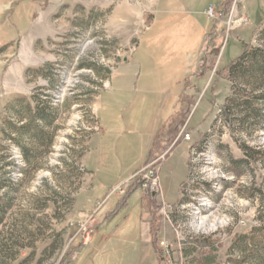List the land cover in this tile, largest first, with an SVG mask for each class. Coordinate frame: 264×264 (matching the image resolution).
<instances>
[{"label": "rangeland", "instance_id": "rangeland-1", "mask_svg": "<svg viewBox=\"0 0 264 264\" xmlns=\"http://www.w3.org/2000/svg\"><path fill=\"white\" fill-rule=\"evenodd\" d=\"M11 1L0 0V264H264V83L226 70L243 46L264 48V0H181L173 32L202 42L163 95L167 120L143 162L109 118L93 174L104 107L146 105V80L128 77L146 73L150 0H26L37 12L19 35ZM153 161L160 192L122 197L117 186ZM141 214L149 241L134 237Z\"/></svg>", "mask_w": 264, "mask_h": 264}, {"label": "crops", "instance_id": "crops-1", "mask_svg": "<svg viewBox=\"0 0 264 264\" xmlns=\"http://www.w3.org/2000/svg\"><path fill=\"white\" fill-rule=\"evenodd\" d=\"M52 1L55 2V0ZM11 4L13 5L9 13L11 16L15 17V28L18 31L17 34H23L24 31L28 30L29 26H32L34 19L32 14H35L37 11L35 8L31 9V7L29 10L26 0H15L14 3L11 1ZM182 6L181 0H150L145 5L143 4L142 10L145 11L142 16L146 14V10H149L152 16L150 24L151 31L149 33L150 36L146 38V40L144 38L146 41V73L143 75V72L141 74L139 71L135 76L131 75V77L129 76L128 78L129 82L130 78H133V84L139 81L145 82L146 80V105L141 110L136 106H125L121 104V102L117 103V105L112 103L111 105H106L104 107L105 113L102 117H100L101 128L91 135L89 149L86 155V164L88 166V170H90L92 174L94 173V169L97 168V163H95L94 159H90V157L94 150H103L100 134L108 131V128L110 131H114V124L109 122V118L118 117L121 119L122 124H120L118 129L123 127L126 131L129 130L131 134L134 135V143L136 144V142H140L141 157L144 159L143 162L145 161L151 148L154 136L160 128L162 120L165 121L164 118H161L162 104L164 102L163 95L168 91H171L172 93L176 92L173 91V88H175L177 77L181 76L179 64H181L185 58L191 57L194 53H196L202 42V36L200 35L201 32L194 34L190 38L186 37V35L183 36L177 32H173V30L177 28L178 24L175 19L183 15L182 12L187 13V10L183 9ZM6 7L7 6H2L0 13H2ZM130 11H132L133 14H139L136 9H131ZM165 30H167V32H165ZM169 31H171V33ZM2 37L3 34L0 32V39ZM141 38L142 37L139 36L138 41ZM161 63H170V66L166 70V76L164 79H160L157 83H154V74H159L158 70L161 67ZM122 78L126 83H128L127 77ZM151 86H153V88ZM124 89L127 90L126 87ZM139 112L143 114L141 117L137 116ZM146 121L148 124L153 122L152 130L148 133L147 143ZM142 164L138 168H140ZM100 193L99 189H94L93 191V194L95 195ZM143 215L144 214H141L139 216L137 224L138 237L137 235L134 237L136 239L142 238L149 241L148 224ZM92 240V236L90 235V243ZM119 246H121V244ZM148 246L146 245L147 248H149Z\"/></svg>", "mask_w": 264, "mask_h": 264}, {"label": "trees", "instance_id": "trees-1", "mask_svg": "<svg viewBox=\"0 0 264 264\" xmlns=\"http://www.w3.org/2000/svg\"><path fill=\"white\" fill-rule=\"evenodd\" d=\"M210 29L211 30L214 29V21H212V23L210 25ZM220 32L223 35L222 31H220ZM213 47L215 49H217L219 47V45L213 44ZM249 53H251L252 55H255V56L253 57V62H252L251 67H245L244 62L247 59V56ZM260 55L261 56L264 55V48L258 47V46L257 47H250V48L247 46H245V47L243 46V48L240 51V53L238 54V56L235 57L230 62V64L226 67V70L229 73H236V74H238L239 72H242V73H244L245 77H248L249 79H253V81H250V83H249V84H252L253 89L261 87L264 83V76H263L264 68L262 67V64H261L262 59L259 60V58L257 57ZM262 95H264V92L261 95H258L256 98L259 99V97L261 98ZM222 111H223L222 115H224V117H223L224 123L230 124L231 120L229 117L228 106L224 104L222 106ZM166 120H167V118L165 119V121ZM129 193L126 194V197Z\"/></svg>", "mask_w": 264, "mask_h": 264}, {"label": "built area", "instance_id": "built-area-1", "mask_svg": "<svg viewBox=\"0 0 264 264\" xmlns=\"http://www.w3.org/2000/svg\"><path fill=\"white\" fill-rule=\"evenodd\" d=\"M206 12L211 16L216 15V10L212 5L208 7ZM184 140H190L189 133H184ZM134 188H140L145 192L147 191L155 194L160 192L159 167L157 161H153L147 165L145 164L140 169L134 171L126 180L121 182L116 189L123 197ZM89 219H92V217H89ZM82 226L85 228V224H82ZM87 237L86 239H89L90 235L88 234ZM86 239L83 241L84 244Z\"/></svg>", "mask_w": 264, "mask_h": 264}, {"label": "bare ground", "instance_id": "bare-ground-1", "mask_svg": "<svg viewBox=\"0 0 264 264\" xmlns=\"http://www.w3.org/2000/svg\"><path fill=\"white\" fill-rule=\"evenodd\" d=\"M205 204V203H204Z\"/></svg>", "mask_w": 264, "mask_h": 264}]
</instances>
